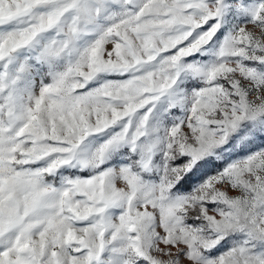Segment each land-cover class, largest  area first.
<instances>
[{"label": "snow or ice", "instance_id": "snow-or-ice-1", "mask_svg": "<svg viewBox=\"0 0 264 264\" xmlns=\"http://www.w3.org/2000/svg\"><path fill=\"white\" fill-rule=\"evenodd\" d=\"M0 264H264V0H0Z\"/></svg>", "mask_w": 264, "mask_h": 264}]
</instances>
